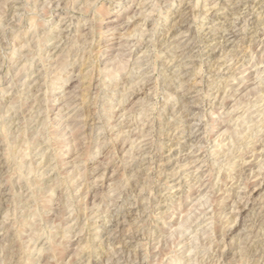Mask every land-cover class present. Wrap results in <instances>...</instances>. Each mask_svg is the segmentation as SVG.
Listing matches in <instances>:
<instances>
[{
    "label": "rangeland",
    "instance_id": "rangeland-1",
    "mask_svg": "<svg viewBox=\"0 0 264 264\" xmlns=\"http://www.w3.org/2000/svg\"><path fill=\"white\" fill-rule=\"evenodd\" d=\"M216 1L0 0V264H264V0Z\"/></svg>",
    "mask_w": 264,
    "mask_h": 264
},
{
    "label": "bare ground",
    "instance_id": "bare-ground-1",
    "mask_svg": "<svg viewBox=\"0 0 264 264\" xmlns=\"http://www.w3.org/2000/svg\"><path fill=\"white\" fill-rule=\"evenodd\" d=\"M182 1V0H181ZM217 1L215 0V4L214 3H211L213 6H208V8L209 9H212V8H214V7H216V4H219L218 2L216 3ZM234 3V2H233ZM13 9V8H12ZM152 15V14H151ZM183 16V15H182ZM189 18V17H188ZM224 19V18H223ZM173 22V21H172ZM179 24H181V23H179ZM171 25H172V27H173V29H171L172 31H175L174 29L176 28L177 29V26H178V22H173V23H171ZM180 26V25H179ZM223 29V28H222ZM223 31V30H222ZM237 31H238V29L236 28V25L235 24H230V26L229 25H227L226 27H225V29H224V31L223 32H221V34H220V36H221V38H223L224 40H225V43H226V41H227V43H228V45H230L234 40H235V38H236V33H237ZM172 33V32H171ZM180 33V34H179ZM179 35H178V38H184V35H182V33L179 31ZM135 35V34H134ZM219 36V37H220ZM139 37V36H138ZM137 37V38H138ZM175 37V36H174ZM64 38V37H63ZM140 38V37H139ZM231 39H233V40H231ZM223 41V40H222ZM85 42V41H84ZM208 43V42H207ZM182 44V43H181ZM44 52V51H43ZM145 52V51H144ZM141 53V52H140ZM204 54V53H203ZM221 56V55H220ZM137 58V57H136ZM45 60V59H44ZM70 60V59H69ZM48 61V60H47ZM170 61V60H169ZM138 64V63H137ZM22 68V67H21ZM54 69V68H53ZM39 72V71H38ZM201 89V88H200ZM133 93V92H132ZM215 95V94H214ZM258 102H259V100H258ZM257 103V102H256ZM254 107V106H253ZM180 109V108H179ZM178 111V110H177ZM97 116V115H96ZM186 117V116H185ZM186 121V120H185ZM251 121V120H250ZM8 122V121H7ZM119 131V130H118ZM167 136V135H166ZM194 136V135H193ZM117 137V136H116ZM188 137V136H187ZM193 138V137H192ZM139 139V138H138ZM193 142V141H192ZM250 143V142H249ZM185 144V143H184ZM193 145V144H192ZM195 148V147H194ZM136 150V149H135ZM192 152V151H191ZM189 153V152H188ZM171 154V153H170ZM130 157V156H129ZM189 157V156H188ZM262 161V160H261ZM208 162V161H207ZM208 164V163H207ZM114 181V180H113ZM118 186H120V185H118ZM113 189V188H112ZM161 204V203H160ZM238 205H239V203H238ZM238 205H237V207H238ZM240 206V205H239ZM240 209V208H239ZM207 210V209H206ZM240 210H242V209H240ZM237 211H238V208H237ZM241 213V212H240ZM247 213V212H246ZM239 214V213H238ZM210 215V214H209ZM239 216V215H238ZM109 223V222H108ZM234 225H236V224H234ZM235 227V226H234ZM231 228V227H230ZM233 229V228H232ZM237 229V228H236ZM235 231V230H234ZM116 252V251H115ZM191 260V259H190Z\"/></svg>",
    "mask_w": 264,
    "mask_h": 264
}]
</instances>
